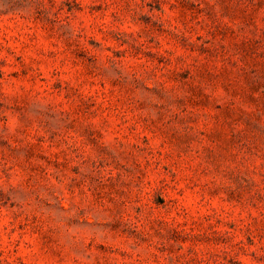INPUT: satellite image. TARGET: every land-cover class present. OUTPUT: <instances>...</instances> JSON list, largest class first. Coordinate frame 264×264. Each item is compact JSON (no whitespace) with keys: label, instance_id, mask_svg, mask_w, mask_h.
<instances>
[{"label":"rangeland","instance_id":"rangeland-1","mask_svg":"<svg viewBox=\"0 0 264 264\" xmlns=\"http://www.w3.org/2000/svg\"><path fill=\"white\" fill-rule=\"evenodd\" d=\"M0 264H264V0H0Z\"/></svg>","mask_w":264,"mask_h":264}]
</instances>
